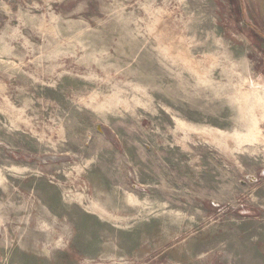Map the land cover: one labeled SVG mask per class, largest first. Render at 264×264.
Here are the masks:
<instances>
[{"label": "rangeland", "instance_id": "1", "mask_svg": "<svg viewBox=\"0 0 264 264\" xmlns=\"http://www.w3.org/2000/svg\"><path fill=\"white\" fill-rule=\"evenodd\" d=\"M0 264H264V0H0Z\"/></svg>", "mask_w": 264, "mask_h": 264}]
</instances>
